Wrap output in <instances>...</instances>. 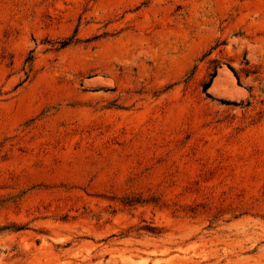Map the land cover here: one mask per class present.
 I'll return each instance as SVG.
<instances>
[{"label":"rangeland","instance_id":"374dc122","mask_svg":"<svg viewBox=\"0 0 264 264\" xmlns=\"http://www.w3.org/2000/svg\"><path fill=\"white\" fill-rule=\"evenodd\" d=\"M0 264H264V0H0Z\"/></svg>","mask_w":264,"mask_h":264},{"label":"bare ground","instance_id":"6f19581e","mask_svg":"<svg viewBox=\"0 0 264 264\" xmlns=\"http://www.w3.org/2000/svg\"><path fill=\"white\" fill-rule=\"evenodd\" d=\"M145 53H146V52H145ZM146 56H147V54H146ZM223 75H224V77L226 76V77L228 78V81H229L228 83H230V85L233 84V80H232V78L228 75L227 72H223ZM220 76H221V75H220ZM98 81H99V80H97V82H98ZM92 83H93V82H92ZM98 83H99V82H98ZM228 83H227V84H228ZM108 84H111V82L109 81ZM231 86H232V85H231ZM230 89H231V88H230ZM231 91H232V90H231Z\"/></svg>","mask_w":264,"mask_h":264}]
</instances>
